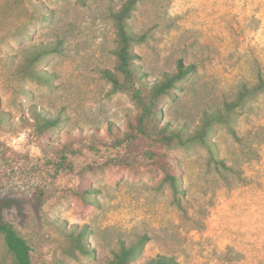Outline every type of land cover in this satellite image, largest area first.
Wrapping results in <instances>:
<instances>
[{
    "label": "rangeland",
    "instance_id": "1",
    "mask_svg": "<svg viewBox=\"0 0 264 264\" xmlns=\"http://www.w3.org/2000/svg\"><path fill=\"white\" fill-rule=\"evenodd\" d=\"M128 0H0V221L30 244L34 264H110L147 237L136 262L264 264V92L209 135V147L116 144L138 114L113 90V13ZM130 22L146 35L137 63L155 83L195 64L161 101L162 124L194 131L204 113L264 73V0H139ZM32 77L23 69L45 47ZM58 125L44 133V119ZM164 167L178 177L176 196ZM87 231L80 248L79 234ZM0 264H16L0 233Z\"/></svg>",
    "mask_w": 264,
    "mask_h": 264
},
{
    "label": "trees",
    "instance_id": "2",
    "mask_svg": "<svg viewBox=\"0 0 264 264\" xmlns=\"http://www.w3.org/2000/svg\"><path fill=\"white\" fill-rule=\"evenodd\" d=\"M139 0H128L122 8L113 13V19L117 29V48L115 54L117 64L115 70L105 69L104 76L112 83L115 92L122 91L130 94L138 108V114L134 121L129 124V131L124 136H115L116 144L124 141L128 146L138 144L144 140L147 154L152 158L159 154L156 148L182 146L188 147L196 144H203L209 147L211 152L210 160L218 170L232 169L226 161L215 152V146L209 135L217 125H227L230 131L237 137L238 133L232 124V113L247 107L251 99L258 97L264 92V73L259 71L257 83L255 85L242 84L236 98L232 101L224 102V108L217 107L204 113L203 121L194 131H188L182 127H171L170 124H162L159 120L161 116V101L166 96H172L177 89H181L184 81L195 75L198 71L195 64L185 65L183 61L178 63L176 71L163 74V78L155 83H150L141 71L137 63L139 55L136 45L146 41V35L137 32L130 19L137 9ZM61 49L56 47H45L32 54L29 63L23 71L33 76L38 72L36 65L45 55L58 53ZM58 125V120L44 119L43 123L38 124L41 133ZM166 182H170L176 196L181 192L178 177L173 172L164 167ZM0 233L4 237V242L14 257L16 264H34L32 261V248L28 241L21 236L17 229L10 222L0 221ZM87 231L79 234L80 248L84 252H89L88 248L81 243V238ZM147 240L146 236L140 238L132 245L122 243L121 249L114 253L110 264H138L136 262L139 253ZM144 264H179L172 255L159 254L151 258Z\"/></svg>",
    "mask_w": 264,
    "mask_h": 264
}]
</instances>
